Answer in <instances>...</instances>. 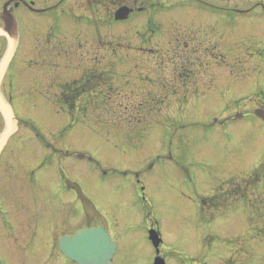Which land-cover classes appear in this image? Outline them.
Returning a JSON list of instances; mask_svg holds the SVG:
<instances>
[{
	"label": "rangeland",
	"instance_id": "374dc122",
	"mask_svg": "<svg viewBox=\"0 0 264 264\" xmlns=\"http://www.w3.org/2000/svg\"><path fill=\"white\" fill-rule=\"evenodd\" d=\"M33 1L59 9L14 10L21 40L1 90L19 131L0 157V264H74L58 239L99 225L119 243L114 264L162 253L167 264H264V178L245 205L200 208L264 161V121L252 114L264 109V0ZM122 4L134 13L117 21ZM6 47L0 37V60ZM197 56L209 58L203 81L226 95L180 110L167 80ZM235 108L247 114L234 119ZM74 185L96 209H82Z\"/></svg>",
	"mask_w": 264,
	"mask_h": 264
},
{
	"label": "water",
	"instance_id": "95a60500",
	"mask_svg": "<svg viewBox=\"0 0 264 264\" xmlns=\"http://www.w3.org/2000/svg\"><path fill=\"white\" fill-rule=\"evenodd\" d=\"M9 3L10 1L4 5L3 11L0 12V19L3 22V26L0 28V36L7 39V49L0 61V85L15 54L18 40V25L12 15V8H8ZM128 12V8L122 7L117 11L116 18L123 19ZM0 113L5 122V128L0 134L1 152L8 139L18 130V119L15 117L12 107L3 98L1 91ZM255 113L264 120V111L258 109ZM150 239L155 247L159 246L161 240L155 230L150 231ZM59 247L66 257L79 264H111L116 243L110 240V236L105 233L103 228H89L79 230L74 236L61 238ZM155 264L163 263L157 258Z\"/></svg>",
	"mask_w": 264,
	"mask_h": 264
},
{
	"label": "flooded vegetation",
	"instance_id": "af4514ba",
	"mask_svg": "<svg viewBox=\"0 0 264 264\" xmlns=\"http://www.w3.org/2000/svg\"><path fill=\"white\" fill-rule=\"evenodd\" d=\"M32 1L33 0H27L28 3H32ZM62 1H64V0H62ZM57 5L58 4H54L52 6V7H55L54 10H56L58 8ZM137 9L139 10V7H137ZM58 18L61 19V16ZM186 45H189V44H186ZM201 53L208 55L209 51L207 48H203ZM197 57H199L198 61H201V62H199V65H197L195 61H193L191 64H189L188 60H187V63L189 65H188V67H184L183 72H179L177 76H175V75H173V73H171V75L168 77L166 87L169 91V94H171L170 96L175 97V98L182 97L180 100H182L183 102L180 101V103L178 104L179 108L185 107L186 106L185 104L188 102V100L192 101V99H191L192 97H205V96L208 97L211 95V96H215L217 98H224V95H226V94L222 95L221 94L222 92H220L223 90L222 85L220 86L221 83H216L214 85V89H213V88H209L210 85L208 86V84L205 82L206 80L203 81V78L205 77V70L207 68V66H206V64H204V62L205 63L208 62L209 58H208V56H205V57L204 56H197ZM225 58L228 60H232L233 62H234V60L237 59L236 57L232 58V56H230V57L225 56ZM210 59H212V58H210ZM212 60L214 61V59H212ZM226 63H230V62H226ZM234 63H236V62H234ZM196 70H198V72H195ZM230 75L233 76L232 77L233 79L231 80V82H233L235 75L233 72L229 73V76ZM197 77L202 78L203 82L198 81ZM219 80H222V78H220ZM217 91H219V92H217ZM0 202L2 204V202H3L2 199L0 200ZM39 224H40V226H42L41 222ZM39 231L40 232L42 231V227H41V229H39ZM40 232L38 235H40ZM31 238L33 240L35 238V236L34 237L32 236ZM162 257H164V256L162 255Z\"/></svg>",
	"mask_w": 264,
	"mask_h": 264
},
{
	"label": "trees",
	"instance_id": "16d2710c",
	"mask_svg": "<svg viewBox=\"0 0 264 264\" xmlns=\"http://www.w3.org/2000/svg\"><path fill=\"white\" fill-rule=\"evenodd\" d=\"M264 172V165H261L257 169H255L251 174H249L246 178L238 179V181L233 180L229 182L227 185L229 186V192H222L221 186L218 187L212 195L202 196L200 198L201 202V212L204 214L205 210L208 208L214 210H221L225 208V201L230 202L229 198L234 199V204L237 205L242 201L240 198H245L248 195V191L250 189L257 186V184L262 179V174ZM245 203V202H244ZM217 206V207H215Z\"/></svg>",
	"mask_w": 264,
	"mask_h": 264
}]
</instances>
